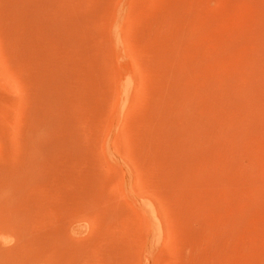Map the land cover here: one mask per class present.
Returning <instances> with one entry per match:
<instances>
[{
    "label": "rangeland",
    "instance_id": "1",
    "mask_svg": "<svg viewBox=\"0 0 264 264\" xmlns=\"http://www.w3.org/2000/svg\"><path fill=\"white\" fill-rule=\"evenodd\" d=\"M0 264H264V0H0Z\"/></svg>",
    "mask_w": 264,
    "mask_h": 264
},
{
    "label": "bare ground",
    "instance_id": "2",
    "mask_svg": "<svg viewBox=\"0 0 264 264\" xmlns=\"http://www.w3.org/2000/svg\"><path fill=\"white\" fill-rule=\"evenodd\" d=\"M145 206H146V207H145ZM145 206H144V207H145V213L148 211V212H150V215H152L153 213L151 214V210H150L151 208H150L149 206H147V205H145ZM146 209H147V211H146ZM152 217H153V216H151V218H152ZM149 218H150V216H149ZM151 221H152V220H151Z\"/></svg>",
    "mask_w": 264,
    "mask_h": 264
}]
</instances>
